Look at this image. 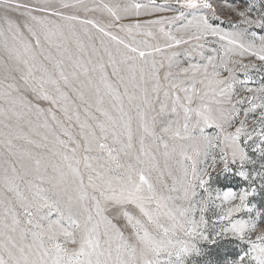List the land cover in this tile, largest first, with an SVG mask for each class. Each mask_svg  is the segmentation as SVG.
Here are the masks:
<instances>
[{
  "label": "snow or ice",
  "instance_id": "6c2138e0",
  "mask_svg": "<svg viewBox=\"0 0 264 264\" xmlns=\"http://www.w3.org/2000/svg\"><path fill=\"white\" fill-rule=\"evenodd\" d=\"M0 264H264V0H0Z\"/></svg>",
  "mask_w": 264,
  "mask_h": 264
}]
</instances>
